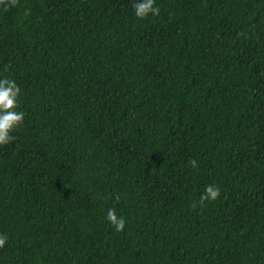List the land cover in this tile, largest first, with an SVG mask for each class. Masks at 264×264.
I'll use <instances>...</instances> for the list:
<instances>
[{
  "label": "trees",
  "instance_id": "obj_1",
  "mask_svg": "<svg viewBox=\"0 0 264 264\" xmlns=\"http://www.w3.org/2000/svg\"><path fill=\"white\" fill-rule=\"evenodd\" d=\"M155 5L0 0V264H264V0Z\"/></svg>",
  "mask_w": 264,
  "mask_h": 264
},
{
  "label": "clouds",
  "instance_id": "obj_2",
  "mask_svg": "<svg viewBox=\"0 0 264 264\" xmlns=\"http://www.w3.org/2000/svg\"><path fill=\"white\" fill-rule=\"evenodd\" d=\"M134 14L138 18H146L149 15L159 14V7L155 5V0H133ZM19 86L16 82L8 77L0 79V145L6 144L13 139L11 131L22 122L24 113L17 111ZM219 194V189L213 185L205 187V193L201 199H215ZM107 219L119 231L124 227L123 217H118L114 209H109ZM5 243V237L0 236V246Z\"/></svg>",
  "mask_w": 264,
  "mask_h": 264
}]
</instances>
